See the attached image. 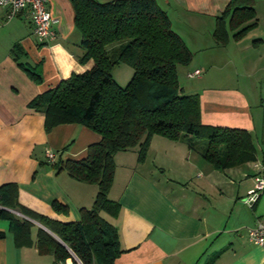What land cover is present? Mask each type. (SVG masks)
<instances>
[{
  "label": "crops",
  "instance_id": "obj_1",
  "mask_svg": "<svg viewBox=\"0 0 264 264\" xmlns=\"http://www.w3.org/2000/svg\"><path fill=\"white\" fill-rule=\"evenodd\" d=\"M155 2L167 13L171 30L190 49L191 61L176 66L177 81L183 93L199 94L201 121L243 128L252 137L258 128L263 133L264 0H254V27L237 40L229 31L225 45L212 37L215 18L229 0ZM71 3L49 0L47 7L53 14L56 38L48 43L39 42L33 34L27 10L8 18L7 10L0 7V186L17 183L21 205L60 221L80 220L79 210L93 205L98 188L95 183L70 176L55 162L85 157L87 147L101 136L83 124L69 122L47 132L45 113L32 109L29 102L62 79L94 65L93 59L86 63L78 59L84 51L79 46L81 34L76 30ZM14 44L25 52L21 61L41 65V83H35L15 61ZM196 69L200 75L188 77ZM149 147L144 162L137 160L135 148L121 150L114 157L115 179L109 198L118 201L121 209L117 216L100 212L119 230L123 253L114 264H263L264 247L253 245L246 230L258 219H264V194L253 207L243 201L245 189H250L259 170L254 165L261 162L262 168L261 147L258 157L255 146L254 161L238 165L247 164L248 169L252 165L256 173L243 172L249 177L245 180L248 187L236 192L219 216L208 198L204 197V203L199 196L187 195L180 181L173 185L162 173L154 175V169L163 170L166 166L177 180H192L197 165L186 140L172 141L159 134L153 136ZM48 149L56 153L54 162L47 160ZM208 172L213 176L212 170ZM200 176L201 173L195 174L196 179ZM54 201L68 206L67 213H57ZM8 211L30 220L32 225L28 236H22L10 228L8 218L0 217V230L6 233L0 238V264H60L53 254L38 251L39 228L52 232L21 210ZM71 262L68 259L65 263Z\"/></svg>",
  "mask_w": 264,
  "mask_h": 264
},
{
  "label": "trees",
  "instance_id": "obj_2",
  "mask_svg": "<svg viewBox=\"0 0 264 264\" xmlns=\"http://www.w3.org/2000/svg\"><path fill=\"white\" fill-rule=\"evenodd\" d=\"M71 2L76 30L81 34L79 46L84 51L78 59L82 63L93 59L94 65L42 91L29 106L45 113L47 132L69 122L83 124L101 136L87 147L85 157L55 162L70 176L95 183L97 194L91 207L79 210L80 220L60 221L21 205L19 185L6 182L0 186V217L8 218L10 228L22 236H28L32 222L15 217L8 208L21 210L43 223L52 233L39 228L38 251L53 254L60 264L68 259H72L71 264H114L123 253L119 230L100 212L117 216L121 209L118 201L109 198L118 152L135 148L137 160L144 162L154 135L172 141L186 140L192 149L201 138L206 139V145L200 156L213 169L225 170L254 161L256 149L248 130L201 121L199 94L183 93L177 81L176 66L191 61L190 49L171 30L167 13L155 0ZM254 10V0H229L215 18L213 40L225 45L229 31L233 40L243 37L257 23ZM12 49L18 65L35 83H41V65L21 61L25 52L19 44ZM118 63H126L134 70L126 86L117 83L113 76L112 68ZM262 129L260 155L264 173V117ZM53 208L57 213L69 210L57 201ZM5 235L0 230V238Z\"/></svg>",
  "mask_w": 264,
  "mask_h": 264
},
{
  "label": "rangeland",
  "instance_id": "obj_3",
  "mask_svg": "<svg viewBox=\"0 0 264 264\" xmlns=\"http://www.w3.org/2000/svg\"><path fill=\"white\" fill-rule=\"evenodd\" d=\"M114 68L115 80H119L120 83H123V86H126L128 81L132 78L134 70L126 63H118ZM261 139L263 140V133L261 129L258 128L257 131L253 133L252 139L258 150V157L260 156L259 152L262 143ZM205 141L206 139L198 138V142L194 144V148L191 151V158H193L194 163L197 165L196 169L194 170L192 180H187L185 183L182 180H177L175 178L176 176H174L172 172H169L166 166L163 168V170L159 167L154 169V175H160L162 173L164 177H167V179L171 180L170 183L173 185L175 181H180V183L184 184L187 195H196L203 199L204 197L208 198L211 205H213V208L215 207L214 209L217 210L219 216L220 212L224 210L223 207H225L230 202L231 198L235 196L236 192L242 191V189L248 187L246 186L247 182L245 180H247L249 177H245L243 172L247 173L254 171V173H256V169L253 168L252 165L251 168L248 169L249 165L247 164L241 167L238 166V168H231V170L227 169L222 171L213 169L212 166L200 156V152L206 145L204 144ZM168 163H166V165ZM209 170H212L213 176L208 174ZM196 173H201L200 178L196 179ZM252 186L253 184L250 186V188H252ZM246 189L244 192H246ZM262 194H264V192L261 193V195ZM204 201V203H206L207 200L204 199Z\"/></svg>",
  "mask_w": 264,
  "mask_h": 264
},
{
  "label": "built area",
  "instance_id": "obj_4",
  "mask_svg": "<svg viewBox=\"0 0 264 264\" xmlns=\"http://www.w3.org/2000/svg\"><path fill=\"white\" fill-rule=\"evenodd\" d=\"M49 0H0V7L7 10V17L13 18L22 12L30 13V21L33 23V34L41 43H48L56 38L52 26L53 14L48 9ZM200 70L196 69L189 72L188 77H195L200 75ZM47 160L54 162L56 153L52 150H46ZM259 170L252 178L253 186L245 192L243 199L248 207H253L257 202L261 193L264 192V173L261 168V162L254 165ZM249 241L256 246L264 247V219H258L256 223L246 230ZM80 263V260H78ZM67 264V263H64ZM81 264V263H80ZM264 264V262H263Z\"/></svg>",
  "mask_w": 264,
  "mask_h": 264
},
{
  "label": "water",
  "instance_id": "obj_5",
  "mask_svg": "<svg viewBox=\"0 0 264 264\" xmlns=\"http://www.w3.org/2000/svg\"><path fill=\"white\" fill-rule=\"evenodd\" d=\"M74 257H75L77 260H79L75 254H74Z\"/></svg>",
  "mask_w": 264,
  "mask_h": 264
}]
</instances>
